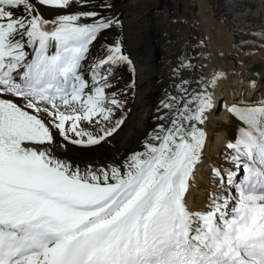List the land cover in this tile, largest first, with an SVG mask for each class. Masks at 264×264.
I'll list each match as a JSON object with an SVG mask.
<instances>
[{
    "label": "bare ground",
    "instance_id": "6f19581e",
    "mask_svg": "<svg viewBox=\"0 0 264 264\" xmlns=\"http://www.w3.org/2000/svg\"><path fill=\"white\" fill-rule=\"evenodd\" d=\"M87 1L0 0V102L31 122L42 138L41 143H26V156L99 189L92 204L78 209L26 192L78 222L63 225L56 214L43 216L38 213L41 204L30 214L1 218L0 264L15 252L16 242L25 245L31 235L51 242L55 238L47 236L50 231L61 232L55 234L61 246H51L50 259L38 264H62L67 257L69 264H164L163 249L175 253L190 246L186 237L193 226L184 220L194 218L195 204L207 188L199 172L209 164L225 165V152L248 160L240 177L241 193L249 202L242 209V224L257 223L264 215V116L255 107L264 102V0ZM196 5L205 22L193 13ZM108 18L122 19L137 68L134 100L116 120L101 117L107 93L101 89L90 97L85 86L92 74L71 59L76 50L89 46L96 29L92 23H99L100 30ZM208 46L214 53L210 69L205 65ZM55 71L62 76L71 71L74 82H54L52 87L60 90L47 97ZM203 71H209L206 90L197 98ZM238 88L247 98L238 97ZM233 97L255 105L249 123L229 112ZM189 108L195 111L191 114ZM148 154L147 164L134 162ZM140 212L147 221L143 228L135 222ZM257 224L254 235L244 238L251 260L262 259L264 253V220ZM11 231L13 241L8 240ZM134 232L140 233L139 246ZM107 236L113 237L108 253L99 250ZM116 253L119 258L113 261Z\"/></svg>",
    "mask_w": 264,
    "mask_h": 264
},
{
    "label": "rangeland",
    "instance_id": "374dc122",
    "mask_svg": "<svg viewBox=\"0 0 264 264\" xmlns=\"http://www.w3.org/2000/svg\"><path fill=\"white\" fill-rule=\"evenodd\" d=\"M102 1L103 2L104 1L116 2L118 0H88L87 2H102ZM193 1L195 4L197 3L196 0H193ZM59 3L61 4V6L63 5L62 2H59ZM197 8L198 7L196 5V8L193 10L194 11L193 13L195 14L197 13L196 15L200 17V19H202L203 22H205L206 20L204 21V19L202 18L203 15L198 11ZM95 13L96 12L92 14L94 18L96 17L95 15H97V13L96 14ZM92 24L96 26L97 30H99L98 29L99 23L97 24L92 23ZM93 29L95 31L91 32V34L92 33L93 34L91 36L89 46H87V48L82 49V53H84V55L78 56V59L79 57H82L81 63L79 62L80 66L78 65V67L79 69L85 68V67L89 68L88 71H90V73L92 74L88 79L90 83L89 88L91 89V92L93 94V95H90V97H93L97 93V91L101 89L105 93H107L105 101L102 104H100V107H102V115H103V116L101 115V117L104 120H107V116H110L111 118L116 120L115 116L119 117L118 115L122 114V112L127 107H129L132 104V101L134 100V93L136 89L135 78L137 77V68L135 65L134 57H133L134 53L130 50V47L128 46V42L125 39L124 27H123L121 18H116L114 21H112L110 25L103 28L102 31L100 32L97 31L94 27ZM16 30L24 31V29L22 28H16ZM122 48L126 50L129 60H125V56L123 54L124 51H121ZM208 49H207V52H205L207 53V55L209 54L206 59V64L207 63L210 64L209 65L210 66L209 69H210L214 66L212 62H209V61H214V58H213L214 53H212L211 47L208 46ZM115 51H116V55L113 57V53ZM71 58L76 59L74 57V54L71 55ZM88 64L90 66H87ZM134 72H136L135 75H134ZM206 72L205 74H204V71L198 74L200 81H202V83H200L199 81V83L196 85V91L194 95L197 98H200L202 96L203 91L205 92L206 90V83L208 80L207 79L208 72L207 73ZM20 73L23 74V71L21 70ZM77 73L78 72H76V74ZM186 75H187L186 76L187 78L188 74ZM61 77L60 76L57 77L58 83L60 84L63 83L62 79L64 80L65 78L74 80V75L71 71L65 73V75ZM128 77L132 81L129 80ZM219 83H222V81H220ZM49 90H51V88H49ZM16 91H19V90H14V93H16ZM198 94L200 97L198 96ZM19 95L20 94H16L17 97H19ZM241 95L244 96L243 94H239L238 97H240ZM78 98L81 101H83L81 97H78ZM232 99L236 100L234 97L229 100V112H230V106H231ZM199 100L200 99H197V102ZM108 102L111 104H108ZM242 102H243L242 100H237L236 105H238V107L236 108L232 107L233 115L236 120L244 122V123H247V122L249 123L250 120L253 119L255 107H261V113L264 116V102L258 103L257 104L258 106H255L254 104H251L249 102H247V104H244L245 101L243 103ZM249 105H253V108H251ZM247 107H249V110L246 109ZM194 109L189 108L188 110H190V113L192 114V112L195 111ZM230 113L232 114V112ZM37 149L41 150L40 148H37ZM225 153H227V155L223 156V158H225V161L223 162L227 166L225 165L212 166L209 164L208 165L209 167L207 166L205 167L206 169L199 172L200 173L199 180L202 182L201 176H203V178H205L206 180L205 181L206 183L204 182L206 185L203 188H206V187L207 188L205 189L206 192L203 191L201 198L197 200L196 202L197 205L195 204L196 206L195 209L197 213L195 214L194 218L192 217L189 219L186 225L188 227L193 226V230L192 229L189 230V237L188 236L187 237H188V242L190 243V245L198 248L199 250H201V252H204L205 254L211 253L210 257H214V256L220 257L226 253L227 254L232 253L236 251L238 248H240L241 251H243L242 256L244 257L246 256L244 255V250L246 249L248 250L249 244L247 243V241L245 240L242 241L240 239V236H238L237 231H239L240 229H243L244 226L246 225V224L245 225L242 224L243 223L242 222V215H243L242 209L246 206L247 203L245 202L246 201V199H244L245 197L241 193L242 182L240 179V171L245 166L246 159H244L243 157H240L239 155L233 156L234 154L229 155L228 152H225ZM149 158H150V155L148 154L142 160L140 157H138L134 162L141 161V164L145 165L148 163ZM174 161L176 162L177 158H175ZM181 162H185V159L183 158ZM172 167L173 166H171L167 170V172L169 171L172 173L174 170ZM188 167L191 168V166H188ZM170 169L172 171H170ZM100 171L104 172L102 170ZM104 173L108 175L109 171L107 170ZM97 175H103V174H97ZM176 184H177V181L175 180L174 185ZM203 202H206L207 204H204ZM99 208H100L99 206L95 207V209H99ZM94 215L97 216L96 211L92 213V216ZM261 217H259L260 221L258 220L259 218L256 219L257 223L263 222L264 215H262ZM184 223H186L185 220H184ZM101 227L103 229L101 228L102 229L101 230L99 228L98 230L99 231L101 230L100 233H104L106 228L104 226H101ZM12 231L14 232V235L16 236L17 235L16 230H12ZM12 231L9 232L10 237H12V233H13ZM49 234L51 233L49 232ZM98 236H100V234L97 235V232H96V235H94V237L97 238ZM228 238H229L230 248L228 247L229 248L228 250L225 249L224 251H222V247H223L222 244L225 243ZM8 240L13 241V239H10V238H8ZM39 240L40 238L38 236H33V237L30 236V238L27 239L29 243L30 242H37V243L40 242V244L43 247L42 251L40 250L37 251L35 249L34 250L29 249L31 247L30 245L29 248L24 249L25 252L23 253V255L25 257L31 256V259H29V261L26 260V262L25 260L18 262L17 264H31L30 262L32 261L33 263L38 264L37 262L42 260L41 258L47 251L50 252V256H51V249H52L51 243H47L48 242L47 240H44V242L41 240L39 241ZM20 242L18 241L15 244H20ZM26 242H25V245L28 244ZM21 244L24 245V243L22 242ZM263 254L264 253H262V257L264 261ZM49 259L50 257L46 259V261H48ZM259 264H264V263L259 262Z\"/></svg>",
    "mask_w": 264,
    "mask_h": 264
}]
</instances>
